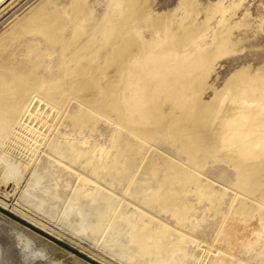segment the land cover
<instances>
[{"label":"rangeland","instance_id":"374dc122","mask_svg":"<svg viewBox=\"0 0 264 264\" xmlns=\"http://www.w3.org/2000/svg\"><path fill=\"white\" fill-rule=\"evenodd\" d=\"M73 1L0 0V39L39 5L70 21ZM87 1L98 22L109 0ZM142 1L152 15L174 12L180 2ZM194 1L200 24L209 5L227 8L206 23L210 42L223 27L218 22L233 26L235 52L217 61L203 96L209 103L236 72L264 68V0ZM152 35L143 30L144 40ZM36 43L42 48L31 36L17 44L20 58L26 67L39 62L38 74L48 78L59 53L36 55ZM46 99L33 94L14 131L0 140V264H264V187L246 197L222 152L194 171L195 181L176 201L178 216L152 197L169 165L189 169L174 139L145 141L119 127L116 113L105 117L90 113L87 103L71 99L60 108ZM256 178L264 182V172ZM196 183L209 186L210 197ZM164 227L166 236L154 235Z\"/></svg>","mask_w":264,"mask_h":264},{"label":"bare ground","instance_id":"6f19581e","mask_svg":"<svg viewBox=\"0 0 264 264\" xmlns=\"http://www.w3.org/2000/svg\"><path fill=\"white\" fill-rule=\"evenodd\" d=\"M87 2H72L70 21L39 5L19 20L17 29L1 37L0 140L14 131L32 95L41 93L60 108L72 99L89 104L90 113H116L119 127L145 141L160 134L174 139L189 169L165 167L152 197L167 209L175 208L178 216L183 210L176 201L195 181L194 171L221 152L237 171L246 197L263 188L256 177L264 172V68H243L211 102L203 101L217 61L235 52L233 26L227 19L218 22L223 27L211 42L206 39L209 18L227 8L209 5L204 8L206 22L200 24L201 5L194 0H180L176 11L156 15L142 0H109L103 18L95 22ZM178 10L183 12L180 18ZM147 28L153 33L150 41L143 38ZM28 36L42 46L35 44L40 48L36 55L40 50L59 53L56 71L48 78L38 74L39 62L31 60L26 67L20 58ZM26 44L34 48L31 41ZM196 185L202 197H210L209 186ZM167 232L164 227L154 235Z\"/></svg>","mask_w":264,"mask_h":264}]
</instances>
